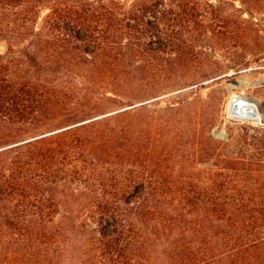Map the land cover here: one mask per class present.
<instances>
[{
    "label": "trees",
    "instance_id": "obj_1",
    "mask_svg": "<svg viewBox=\"0 0 264 264\" xmlns=\"http://www.w3.org/2000/svg\"><path fill=\"white\" fill-rule=\"evenodd\" d=\"M240 2L251 17L263 10ZM166 13V0H0V202L27 262L264 264V180L249 189L217 140H197L201 166L178 172L163 170L175 143L132 140L148 105L133 99L165 67ZM195 54L189 44L178 65Z\"/></svg>",
    "mask_w": 264,
    "mask_h": 264
},
{
    "label": "rangeland",
    "instance_id": "obj_2",
    "mask_svg": "<svg viewBox=\"0 0 264 264\" xmlns=\"http://www.w3.org/2000/svg\"><path fill=\"white\" fill-rule=\"evenodd\" d=\"M180 3L186 6L180 9ZM262 6L263 10L252 12L251 17L249 12H242L246 6L240 0H166L167 41L162 60L165 67H155L153 75L146 74L147 79L159 82L155 90L143 97H134L135 105L144 102L148 105L147 109L139 108L133 114L132 132V140L145 141L157 148L175 143V147L182 149L174 150L169 159L172 162L169 161L170 165L163 168L164 171L197 169L201 166L197 151L200 142L197 140H217L218 149L231 156L233 172L239 173L240 167H244L243 170L251 174L243 179L249 189L257 187L253 175L264 180V163L253 165L249 162L258 154L259 144L254 140H264V127L225 116L232 97L246 96L257 101L264 119V0ZM40 9L41 14L47 11ZM245 19L259 24L260 36L248 29ZM235 31L241 34L237 35ZM189 44L196 51L193 65H178L186 62L183 56ZM4 51L5 44L0 40V53ZM255 78L263 81L253 85ZM181 80L185 83L177 85L176 82ZM180 90L183 91L177 93ZM123 105L127 104L119 107ZM167 106L171 107L158 109ZM177 106L178 111L175 110ZM145 119L152 120L147 129L148 140H143V131L141 133ZM241 140L253 141L243 145ZM240 152L246 157L239 163ZM187 157L192 161L188 162ZM181 161L189 166L181 167ZM7 211L6 203L0 202V264H40L27 262L22 251L13 245L12 231L5 225L3 217ZM61 264L74 263L63 261Z\"/></svg>",
    "mask_w": 264,
    "mask_h": 264
},
{
    "label": "bare ground",
    "instance_id": "obj_3",
    "mask_svg": "<svg viewBox=\"0 0 264 264\" xmlns=\"http://www.w3.org/2000/svg\"><path fill=\"white\" fill-rule=\"evenodd\" d=\"M228 109L250 120L257 119V111L260 112L257 101L251 97L245 96L232 97Z\"/></svg>",
    "mask_w": 264,
    "mask_h": 264
},
{
    "label": "built area",
    "instance_id": "obj_4",
    "mask_svg": "<svg viewBox=\"0 0 264 264\" xmlns=\"http://www.w3.org/2000/svg\"><path fill=\"white\" fill-rule=\"evenodd\" d=\"M263 81L262 78H255L252 80V83L253 85H259L261 84V82ZM246 97V96H245ZM230 102V101H229ZM225 116L230 119V120H233V121H239V122H243V121H250L254 124H257V125H260L262 127H264V119L262 118L260 112L257 111V119L255 120H250L246 117H242V116H239L238 114L234 113V112H231L229 111L228 109V104H227V108H226V114Z\"/></svg>",
    "mask_w": 264,
    "mask_h": 264
}]
</instances>
